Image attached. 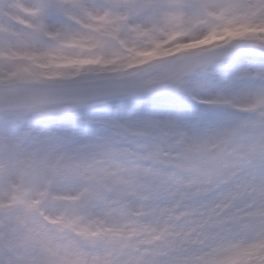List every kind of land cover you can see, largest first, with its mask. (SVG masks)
I'll list each match as a JSON object with an SVG mask.
<instances>
[{"label":"snow or ice","instance_id":"obj_1","mask_svg":"<svg viewBox=\"0 0 264 264\" xmlns=\"http://www.w3.org/2000/svg\"><path fill=\"white\" fill-rule=\"evenodd\" d=\"M0 264H264V0H0Z\"/></svg>","mask_w":264,"mask_h":264}]
</instances>
